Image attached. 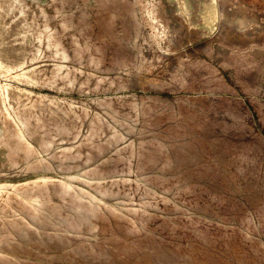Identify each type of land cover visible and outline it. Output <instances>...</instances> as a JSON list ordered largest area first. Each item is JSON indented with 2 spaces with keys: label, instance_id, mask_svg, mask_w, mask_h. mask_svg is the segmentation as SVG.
<instances>
[{
  "label": "rangeland",
  "instance_id": "374dc122",
  "mask_svg": "<svg viewBox=\"0 0 264 264\" xmlns=\"http://www.w3.org/2000/svg\"><path fill=\"white\" fill-rule=\"evenodd\" d=\"M0 264H264V0H0Z\"/></svg>",
  "mask_w": 264,
  "mask_h": 264
},
{
  "label": "bare ground",
  "instance_id": "6f19581e",
  "mask_svg": "<svg viewBox=\"0 0 264 264\" xmlns=\"http://www.w3.org/2000/svg\"><path fill=\"white\" fill-rule=\"evenodd\" d=\"M167 261L169 262L170 260H169V259H167V260H166V262H167Z\"/></svg>",
  "mask_w": 264,
  "mask_h": 264
}]
</instances>
